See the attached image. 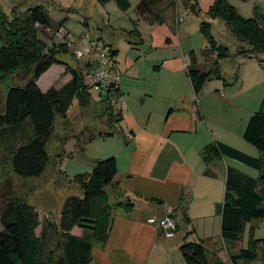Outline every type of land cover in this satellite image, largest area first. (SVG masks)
Instances as JSON below:
<instances>
[{"label":"rangeland","instance_id":"1","mask_svg":"<svg viewBox=\"0 0 264 264\" xmlns=\"http://www.w3.org/2000/svg\"><path fill=\"white\" fill-rule=\"evenodd\" d=\"M216 1L162 0L152 7L154 12L159 13L157 15H161V18H158L152 13L146 16L141 15L138 11L140 0H130L131 7L127 11L121 10L113 0L109 2L100 0H0L2 9L9 16H12L14 9H16V14H20L25 13L30 7L41 6L49 15L52 27L47 33H40V37L49 43L62 42L63 38L57 34V31L63 25L65 31L69 30L78 37V47H82L85 39L88 42L103 40L108 48L118 49V55L115 58H109V71L112 75L117 72L119 77H122V83L131 85L127 89L130 94L127 99L124 96L120 100L119 95H114L111 101L106 100L107 93L92 84L84 60L76 57L71 50L73 54L62 53L59 55L62 61L83 70L84 80L90 88V103L83 112L82 109L77 110L76 117L70 116L65 120L60 115H56L53 135L47 144L50 159L45 172L39 177L23 178L16 175L12 169V155L7 152L5 144L18 146L24 141L23 136L13 141L7 137H0V215L9 201L27 202L35 207L41 221V225L35 231L36 235H41L43 223L48 228L43 237L44 254L51 249H55L57 255L61 252V248H57L58 241L61 240L60 233L53 230L50 225L56 227L64 199L70 194L82 196L81 189L70 183L69 178L90 172L97 160L115 156L120 159L115 181L120 183L119 190L125 191L123 187L127 180L125 179L127 176L125 154L129 149L127 141L131 127L129 128L127 123H122V121L115 122V126L104 124L107 114L104 113L106 116L98 115L100 111L96 114V108L103 106V112L110 111L108 102H111L114 113L118 111L125 113L131 108V112L137 114V119L144 124L151 115L155 114L154 110L159 109L168 99L176 102L183 98L181 94L194 96L192 84L185 69L191 64L190 53L192 51L196 59L198 58V67L202 70L209 71L218 60L226 83L224 86L222 85L223 79L213 78L206 83L199 94V97H204L207 124L212 131L202 130V137L209 140L207 144L221 141L250 156H261L259 149L244 139V130L250 117L261 108L264 99V64L257 58L243 57L242 59L234 55L239 43L231 29L221 18H213L209 13ZM227 2L246 18L254 17L256 10L264 12V0H227ZM204 23L210 24L211 32L219 44L229 47L231 57L218 59L215 53L203 54L204 50L209 47L202 31ZM261 57L264 58V55ZM115 60V69H112ZM180 64L184 72L179 70ZM62 67L60 64H55L42 75L40 79L42 88L62 86L65 77L70 74L68 72L67 75H63ZM178 71L182 73L181 76ZM25 74V69H17L7 74L0 83V111L3 110L4 98L8 90L13 86L24 85L31 76L29 73L26 78ZM217 84L221 85L220 89L223 93V97H220L218 101L207 95L208 91L216 93ZM235 91L238 93L234 96ZM146 92H152V95H144ZM126 100L129 102L127 103ZM233 102L243 107L234 106ZM77 104L76 99L72 111L75 107L78 109ZM250 110L253 113H249ZM64 120L67 122L65 123ZM109 121L111 123L114 120L111 118ZM90 133L97 136L89 142ZM190 137L189 139H193L194 142L198 136L193 134ZM193 142H187V138L183 137L177 139L176 144L183 149ZM189 156L194 161L192 151L189 152ZM201 161L204 162L202 158ZM222 162L223 166L232 164L231 167L253 178H259L261 174L259 170L230 157H225ZM194 165H196L195 162ZM217 181L219 200L215 206L214 216L206 220L190 215L191 222L186 224L183 214L179 213L180 229L170 238L174 246L184 242L182 237L186 234V230L195 229L193 238L196 240L203 234L213 235L215 239L218 238L217 235H220L219 206L223 202L225 181L222 179ZM115 212L127 213L124 208H117ZM143 213L149 215L146 209ZM194 216H196L195 213ZM154 218L157 219L156 216ZM151 224L156 226L157 222ZM191 234L189 233V236ZM252 237L262 240L258 245L259 257L254 264H263L261 255L264 250V219H255L248 223L241 238L228 244L229 251L237 253L241 248L250 246ZM173 252L178 257L182 254L179 247ZM221 264L233 263L228 260Z\"/></svg>","mask_w":264,"mask_h":264},{"label":"trees","instance_id":"2","mask_svg":"<svg viewBox=\"0 0 264 264\" xmlns=\"http://www.w3.org/2000/svg\"><path fill=\"white\" fill-rule=\"evenodd\" d=\"M113 1L123 11L131 7L130 0ZM159 1L162 0H140L139 13L144 16L159 14L152 8ZM209 13L213 18H221L231 29L239 43L235 56L257 58L264 64V58L261 57L264 55V12L256 10L254 17L246 18L227 0H217ZM157 17L161 18V15ZM51 27L50 17L41 6L30 7L20 14H16L14 9L12 16H9L0 3V83L7 74L17 69H25L26 78L29 73L31 75L24 85L13 86L8 90L3 110L0 111V137L13 141L23 136L24 141L18 146L5 144L7 152L12 155L14 173L23 178L39 177L45 172L50 159L47 144L53 135L56 115L65 120L70 116L76 117L77 110L86 108L90 103V88L84 80L83 70L59 58L62 53L73 54L68 46L62 42L49 43L40 37V33H47ZM202 31L209 43L204 55L215 53L218 59L231 57L229 47L218 43L209 23L203 24ZM109 53L110 58H115L118 49L109 47ZM190 56L187 75L196 95L200 94L209 80L223 79L218 60L212 69L205 71L198 67L194 51ZM55 64H64L71 79L59 89L51 87L43 91L38 80ZM116 91L118 93L119 89ZM107 95L106 100H110L109 93ZM76 99L78 109L75 107L72 111ZM107 104L111 109L104 112L107 119L122 121V113H114L111 102ZM96 136L90 133L88 141ZM244 139L256 146L261 156H250L220 141L207 144L201 153L207 164L218 158L230 157L261 172L259 178H253L227 166L224 199L219 206L221 234L226 242L238 241L248 223L264 219V99L261 108L250 117L244 130ZM117 173V159L111 156L97 160L90 172L69 178L70 183L81 189L82 196H67L56 227L50 225L60 233L62 240L58 241L57 248H61L58 255L55 249L44 254L43 237L48 228L43 223L41 235H36L41 221L35 207L27 202L9 201L0 215V264H90L93 244H104L109 237L115 209L124 208L127 213L133 210L134 204L129 198L112 199L110 191L114 194L120 191V184L115 181ZM205 174L215 175L210 169ZM182 200L179 208L184 212V195ZM75 226L83 230L82 236L71 233ZM260 241L252 237L250 246L241 248L231 256L233 264H254L259 257ZM180 250L186 264H211L207 249L201 242L185 239ZM261 259L264 264V250Z\"/></svg>","mask_w":264,"mask_h":264},{"label":"crops","instance_id":"3","mask_svg":"<svg viewBox=\"0 0 264 264\" xmlns=\"http://www.w3.org/2000/svg\"><path fill=\"white\" fill-rule=\"evenodd\" d=\"M241 58L243 59V57ZM114 62L112 69H115L116 60ZM60 65L63 66L64 70L62 74L67 75L65 65ZM185 69L187 73V67ZM179 70L184 72L181 64ZM178 72L180 74V71ZM114 75L119 78L117 88L119 89L120 100L124 96L127 99L130 95L127 89L131 85L122 83V77H119L117 72H114ZM40 79L38 85L43 91L51 88L50 86L42 88ZM70 79L71 74H68L62 86ZM223 84L224 86L226 84L224 77ZM220 86L217 84L215 87L216 93L208 91V97L216 101L223 97ZM237 93L238 91H235L234 96ZM144 95L151 96L152 92H146ZM180 96L183 98L176 100V102H171L168 99L159 109L154 110L155 114L151 115L150 119L144 124L137 119V114L131 112V108L127 109L125 113L121 111L122 123H127L128 127H131L129 140L127 141L129 151L127 150L125 154V157H127V170H125L127 176H125V179L127 180H125L123 186L125 191H116L115 194L110 191V194L113 195V200L129 198L134 206L132 212L128 214L114 212L109 237L104 244H93L90 264H186L182 254L178 257L173 252L177 247L180 248V244L174 246L172 240L161 233L159 226L149 223L147 218L156 216L157 219H160L165 215L166 208L170 207L174 211V218L177 221L176 232H178L180 229L178 223L179 213L183 214L186 224L191 222L190 215L206 220L214 216L215 206L219 200L217 180H226L227 166L232 164H228L226 167L223 166L222 161L225 157L215 159L210 164L201 161L202 150L209 141L202 137V130L211 131L209 124H207L208 119L203 104L204 97H199L195 93L194 96L184 94ZM126 102L129 101L126 100ZM232 104L243 107L236 102ZM95 106L97 107L96 104ZM85 109L83 108L82 112ZM97 111H100L98 115H104L103 106L96 108V114ZM251 111L249 113H253ZM64 122L67 121L64 120ZM104 124L108 126L114 124L115 126L116 123L114 121L110 123L106 119ZM118 125L120 126V124ZM193 134L198 136L194 142L193 139H189ZM183 137L187 138V142L192 141L193 144L181 148V150L176 142L177 139ZM223 141L226 142V140ZM191 151L193 152V158L198 161L191 159L189 156ZM194 162L196 165H194ZM117 163L119 168V157ZM207 169H210L215 175L205 174ZM125 193L126 195H124ZM120 195L122 197H119ZM183 195L186 204L184 212L179 208L183 201ZM145 209L149 212V215L143 213ZM194 213L196 216H194ZM194 231L195 229L186 230V234L182 237L183 241L186 239L203 243L211 264L231 261V256L235 253L229 251L228 244L232 242H226L223 239L221 230L220 235H217V239L213 235L203 234V236H196L197 240L193 238ZM71 233L82 236L83 230L75 226ZM189 233L192 234L189 236Z\"/></svg>","mask_w":264,"mask_h":264},{"label":"built area","instance_id":"4","mask_svg":"<svg viewBox=\"0 0 264 264\" xmlns=\"http://www.w3.org/2000/svg\"><path fill=\"white\" fill-rule=\"evenodd\" d=\"M57 34L62 36V43H65L68 48L74 52L76 57L83 59L88 75L91 78L92 84L103 92L109 93V98L112 100L114 95H118L116 89L118 87L119 78L112 75L109 71V48L103 41L92 40L82 43V47L77 46L78 37L71 31L64 30V27H59ZM88 37V35L85 34ZM90 38V36H89ZM97 53V55H95ZM86 56V58H84ZM110 100V101H111ZM172 208H166L165 215L160 219L151 217L149 223H156L159 226L161 233L171 238L177 230V221L174 218Z\"/></svg>","mask_w":264,"mask_h":264}]
</instances>
